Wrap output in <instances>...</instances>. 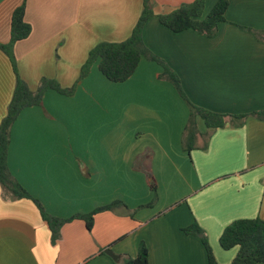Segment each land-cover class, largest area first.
<instances>
[{
  "label": "crops",
  "instance_id": "0c3cea01",
  "mask_svg": "<svg viewBox=\"0 0 264 264\" xmlns=\"http://www.w3.org/2000/svg\"><path fill=\"white\" fill-rule=\"evenodd\" d=\"M24 1L32 32L14 46L20 76L34 91L42 78L77 87L71 95L49 89L41 105L21 111L9 169L59 218L116 200L126 207L99 212L91 230L83 219L67 222L54 243L33 200L5 198L0 183V264H118L135 257L141 242L150 264H208L202 240L184 231L193 223L219 264H230L239 247L222 248L225 227L264 219V120L250 115L237 125L228 117L212 129L199 118L196 147L187 151L190 107L160 77V63L143 57L129 79L113 82L95 61L79 80L98 43L130 37L143 0H0V42L10 41L13 11ZM193 1L152 0L156 16L144 26L145 45L179 75L194 104L228 115L264 110V0H229L214 36L175 32L159 21ZM217 1L205 0L204 16ZM16 80L0 49V124Z\"/></svg>",
  "mask_w": 264,
  "mask_h": 264
},
{
  "label": "trees",
  "instance_id": "16d2710c",
  "mask_svg": "<svg viewBox=\"0 0 264 264\" xmlns=\"http://www.w3.org/2000/svg\"><path fill=\"white\" fill-rule=\"evenodd\" d=\"M229 6V0H218L212 10L204 16L205 0H195L185 3L170 13L157 15L159 21L175 32L194 29L198 32L214 36L218 30V24L225 21V14ZM26 1L18 6L12 14L11 39L7 43L0 42V49L10 58L17 75L13 97L9 103L6 116L0 124V183L4 197L7 199L28 198L33 200L40 210L42 218L47 222L52 231V241L55 243L60 236L62 226L74 219L86 221L88 229H92L95 216L102 211L114 210L119 206L126 207L124 202L116 200L109 204L99 206L87 214H75L69 218H59L46 211L43 204L13 176L8 166V150L11 138V128L21 111L29 106L41 105L47 90L55 89L64 94H73L77 84L70 88H62L55 79L42 78L37 90H32L26 80L18 71L15 44L23 40L32 32V26L25 19ZM156 16L152 0H143V11L133 31L126 40L119 42H100L90 52L81 68L79 80L85 78L95 61H98L100 71L113 82H123L129 79L136 71L141 59L147 57L155 60L163 66L160 77L171 82L178 90L181 97L190 107V117L185 127L183 147L191 151L196 147L198 137L197 119L201 118L208 128L217 129L227 124L228 117L236 119L237 125H242L243 120L250 115L264 120V110L251 114L228 115L208 110L194 104L185 93L179 75L169 67L164 60L154 55L143 40V30L147 21ZM206 147V145L204 146ZM151 189L157 193V183L153 176L149 181ZM152 204V203H151ZM150 205V204H149ZM187 234L198 236L208 253V264H219L205 231L197 224L184 228ZM220 244L228 250L239 247L238 253L230 264H264V219H238L227 225L221 234ZM118 264H150L149 249L145 242H141L138 254L135 257L125 255Z\"/></svg>",
  "mask_w": 264,
  "mask_h": 264
},
{
  "label": "water",
  "instance_id": "95a60500",
  "mask_svg": "<svg viewBox=\"0 0 264 264\" xmlns=\"http://www.w3.org/2000/svg\"><path fill=\"white\" fill-rule=\"evenodd\" d=\"M105 253L109 254V255L112 256L114 259H117V258H118V255H116V254L114 253V251H113L110 247H108L107 249H105Z\"/></svg>",
  "mask_w": 264,
  "mask_h": 264
}]
</instances>
